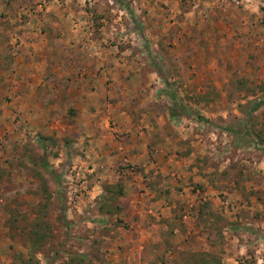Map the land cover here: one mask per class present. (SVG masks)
<instances>
[{"label":"rangeland","instance_id":"1","mask_svg":"<svg viewBox=\"0 0 264 264\" xmlns=\"http://www.w3.org/2000/svg\"><path fill=\"white\" fill-rule=\"evenodd\" d=\"M0 264H264V0H0Z\"/></svg>","mask_w":264,"mask_h":264},{"label":"trees","instance_id":"2","mask_svg":"<svg viewBox=\"0 0 264 264\" xmlns=\"http://www.w3.org/2000/svg\"><path fill=\"white\" fill-rule=\"evenodd\" d=\"M174 99L176 98L175 96L173 97ZM180 108H181V110H182V112H183V116H185V107L183 106V105H180ZM178 114V113H177ZM176 113H172V118L173 119H176V118H178L180 115H177ZM182 116V115H181Z\"/></svg>","mask_w":264,"mask_h":264},{"label":"crops","instance_id":"3","mask_svg":"<svg viewBox=\"0 0 264 264\" xmlns=\"http://www.w3.org/2000/svg\"><path fill=\"white\" fill-rule=\"evenodd\" d=\"M32 58H33V61L37 60L34 56H32ZM43 63H45V62L44 61L41 62L40 60H37V64H39L40 66H42Z\"/></svg>","mask_w":264,"mask_h":264}]
</instances>
